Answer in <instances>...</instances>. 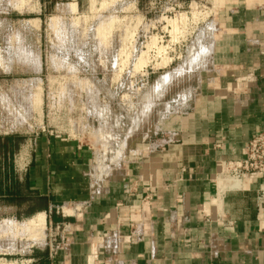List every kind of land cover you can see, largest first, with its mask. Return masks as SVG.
Segmentation results:
<instances>
[{"label":"crops","instance_id":"obj_1","mask_svg":"<svg viewBox=\"0 0 264 264\" xmlns=\"http://www.w3.org/2000/svg\"><path fill=\"white\" fill-rule=\"evenodd\" d=\"M218 1L216 86L163 147L98 180L81 142L0 134V200L23 201L26 221L44 214L62 244L27 264H264V176L218 185L221 164L264 128V0Z\"/></svg>","mask_w":264,"mask_h":264},{"label":"rangeland","instance_id":"obj_2","mask_svg":"<svg viewBox=\"0 0 264 264\" xmlns=\"http://www.w3.org/2000/svg\"><path fill=\"white\" fill-rule=\"evenodd\" d=\"M219 5L0 0V134L81 142L98 180L127 156L163 147L201 90L216 86ZM18 204L0 200V258L27 264L55 250L58 236L46 225L40 240L22 238L17 225L29 220ZM10 243L16 250L4 249Z\"/></svg>","mask_w":264,"mask_h":264},{"label":"built area","instance_id":"obj_3","mask_svg":"<svg viewBox=\"0 0 264 264\" xmlns=\"http://www.w3.org/2000/svg\"><path fill=\"white\" fill-rule=\"evenodd\" d=\"M264 176V128L256 134L243 149V158L240 160L225 161L221 164L220 178L224 181H238L240 187L226 188L230 191L242 189V183L247 179ZM257 203L262 208L264 206V187L257 194ZM61 242H56V249L49 250L50 258H53Z\"/></svg>","mask_w":264,"mask_h":264},{"label":"bare ground","instance_id":"obj_4","mask_svg":"<svg viewBox=\"0 0 264 264\" xmlns=\"http://www.w3.org/2000/svg\"><path fill=\"white\" fill-rule=\"evenodd\" d=\"M102 31V30H101ZM211 47V46H210ZM207 61V60H206ZM205 62V61H204ZM166 78V77H165ZM168 78V77H167ZM166 78V79H167ZM164 79V80H166ZM162 84V82H161ZM39 98V97H38ZM37 98V99H38ZM38 101V100H37ZM39 102V101H38ZM221 181H223V184L220 185L219 187L220 188H223L226 190V188H235V187H240V182L238 181H224V180H220L219 182L221 183ZM224 190V191H225ZM15 226V225H14ZM17 230H22V233L23 231L26 233V234H22V238H24L26 235L30 238V239H41L43 238L44 236V230L46 229V218H45V215L44 214H39L37 215L34 219H31L29 220L26 224L24 225H17ZM13 232V231H12ZM21 233V232H19ZM21 236V235H20ZM26 236V237H27ZM21 238V237H20ZM15 241V239H14ZM17 241V240H16ZM15 242H13L14 244ZM11 244V243H10ZM8 245L10 246L9 248L6 246L4 247V249L6 248L7 250H16L15 249V244L13 245ZM13 245V246H12ZM17 246V245H16ZM10 252V251H9ZM8 252V253H9ZM4 253V252H3ZM24 263V262H23ZM0 264H22L21 262L19 261H16V260H12V261H8L6 259H2L0 258Z\"/></svg>","mask_w":264,"mask_h":264}]
</instances>
